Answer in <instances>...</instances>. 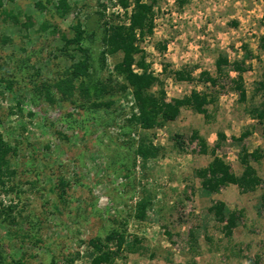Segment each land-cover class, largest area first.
I'll return each mask as SVG.
<instances>
[{
	"label": "rangeland",
	"instance_id": "rangeland-1",
	"mask_svg": "<svg viewBox=\"0 0 264 264\" xmlns=\"http://www.w3.org/2000/svg\"><path fill=\"white\" fill-rule=\"evenodd\" d=\"M66 1L62 15L57 0H0V138L12 147L0 166V264H90L93 241L110 251L101 264H264V155L251 161L262 179L251 192L209 193L196 174L213 148L237 175L243 150L264 151V119L253 115L264 98V0H141L153 27L137 34L134 58L156 78L148 91L212 100L206 114L184 106L151 129L115 70L122 52L105 42L111 24H129L134 0L126 13L119 0ZM141 139L155 156L137 154ZM217 200L234 212L230 234Z\"/></svg>",
	"mask_w": 264,
	"mask_h": 264
},
{
	"label": "trees",
	"instance_id": "trees-1",
	"mask_svg": "<svg viewBox=\"0 0 264 264\" xmlns=\"http://www.w3.org/2000/svg\"><path fill=\"white\" fill-rule=\"evenodd\" d=\"M51 1V0H47ZM57 9H60L62 15L67 13L70 8L69 3L66 0H57ZM42 5V2H38ZM119 4L125 9L128 7V0H119ZM152 10L151 6L145 4L141 0L133 1V9L129 15V24L125 22H118L117 24H111L109 34L105 36V42L110 46L112 53L116 51L122 52V59L116 64L115 70L117 75L122 76L126 83L131 87L133 97L135 99L136 106L138 108L137 121L142 129H151L154 127H160L163 123L174 120L178 115L180 108L184 106H190L198 113L206 114V106L212 102L211 97L206 92H200L193 89L189 95L181 98H171L166 101L165 92L160 91L159 95L150 93L149 88L155 83L156 78L146 71L144 63L134 58V55L139 51L137 45H135L136 36H144L146 32L152 31ZM80 33L75 37L74 41L78 40ZM264 51V38L261 44ZM133 65H137L141 71H135ZM229 65V61L226 56L219 55L216 60V70L222 73V67ZM232 66L234 71L238 73L237 78L241 79V72L244 71L243 67L238 62H233ZM204 82L215 84L216 78L212 77L206 71L200 72ZM176 79L178 80H190L191 74L184 73L181 70L176 71ZM235 91L239 94V98L242 100L245 98V89L242 83H237ZM260 107V108H259ZM257 109H253V115L259 120L264 119V98L260 102ZM197 134H195V137ZM225 139L223 132L217 133V140ZM218 145V142H217ZM11 144H8L2 138H0V166L7 163L8 154H10ZM215 149H212L214 155L213 160L204 168L197 170L196 174L201 179L202 187L209 193H218L221 187L229 184L236 185L242 192H251L256 189L262 182L261 177L258 175L255 167L251 161L258 162L264 155V151L255 149L251 152L243 150L240 155V162L243 165V170L240 175L233 172L229 162L224 161L215 154ZM137 154L146 158L147 156H155L157 153V147L152 143L141 139V142L137 145ZM206 142L203 141L200 153H206ZM250 158V159H249ZM1 170V168H0ZM3 185V181H0ZM213 214L215 219L224 222L225 232L230 234L232 229L236 226L234 218V212H231L228 216L224 213V202L217 200L212 205ZM110 237V236H109ZM92 247L96 254L91 260L90 264H101L108 259L110 251L108 248L103 250L101 244L98 242H92Z\"/></svg>",
	"mask_w": 264,
	"mask_h": 264
}]
</instances>
